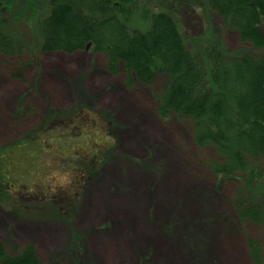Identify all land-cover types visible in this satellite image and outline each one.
<instances>
[{
    "label": "rangeland",
    "instance_id": "374dc122",
    "mask_svg": "<svg viewBox=\"0 0 264 264\" xmlns=\"http://www.w3.org/2000/svg\"><path fill=\"white\" fill-rule=\"evenodd\" d=\"M1 1L24 43L21 55L0 53L5 251L32 245L41 264H264V227L239 220L233 208L234 201L264 206V193L255 191L264 175L258 186L244 174L231 181L216 176L210 163L217 153L195 146L192 121L158 115L163 77L143 84L122 68L113 74L92 45L42 51V15L24 0ZM38 1L34 8L43 14L48 0ZM145 3L177 17L193 53L208 28V43L229 56L258 55L203 0ZM93 125L108 145L69 151L65 135L81 127L92 132ZM257 164L264 171V159ZM247 239L261 246L257 263Z\"/></svg>",
    "mask_w": 264,
    "mask_h": 264
},
{
    "label": "trees",
    "instance_id": "16d2710c",
    "mask_svg": "<svg viewBox=\"0 0 264 264\" xmlns=\"http://www.w3.org/2000/svg\"><path fill=\"white\" fill-rule=\"evenodd\" d=\"M24 1L29 11L42 15L39 49L70 53L90 43L95 52L106 55L107 70L113 74L122 68L143 84L160 75L165 82L158 115L166 118L171 113L192 121L195 146L217 153L218 160L210 163L213 174L229 181L244 174V180L259 185L264 175L257 164L264 159V0H203L241 42L258 52L251 56H229L208 43V28L200 36L203 43L194 40L195 47L202 44L200 52H191L177 17L157 10V5L147 6L145 0H48L43 14L34 8L38 0ZM2 7L0 0V53L21 55L24 43L8 26ZM95 127L92 132L81 127L76 135H65L63 139L71 142L69 151L85 152L93 143L108 145L107 135ZM2 167L0 162V179L5 180ZM259 188L255 191L260 197L264 187ZM233 208L239 220L264 227V206L234 201ZM246 244L253 261H260L259 242L247 239ZM0 264L41 261L32 245L9 254L0 244Z\"/></svg>",
    "mask_w": 264,
    "mask_h": 264
},
{
    "label": "water",
    "instance_id": "95a60500",
    "mask_svg": "<svg viewBox=\"0 0 264 264\" xmlns=\"http://www.w3.org/2000/svg\"><path fill=\"white\" fill-rule=\"evenodd\" d=\"M89 45H90L89 43L86 44L85 50H87L89 48Z\"/></svg>",
    "mask_w": 264,
    "mask_h": 264
}]
</instances>
